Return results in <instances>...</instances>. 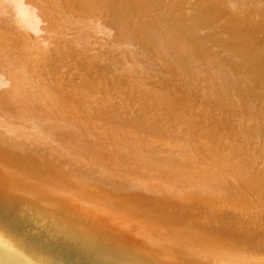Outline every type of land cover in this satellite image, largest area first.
Wrapping results in <instances>:
<instances>
[{
  "label": "bare ground",
  "instance_id": "1",
  "mask_svg": "<svg viewBox=\"0 0 264 264\" xmlns=\"http://www.w3.org/2000/svg\"><path fill=\"white\" fill-rule=\"evenodd\" d=\"M0 264H264V0H0Z\"/></svg>",
  "mask_w": 264,
  "mask_h": 264
}]
</instances>
